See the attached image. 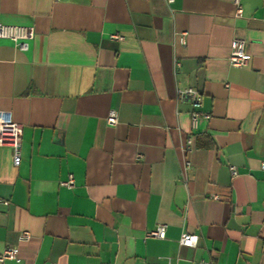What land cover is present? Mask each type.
Masks as SVG:
<instances>
[{"label":"crops","instance_id":"0c3cea01","mask_svg":"<svg viewBox=\"0 0 264 264\" xmlns=\"http://www.w3.org/2000/svg\"><path fill=\"white\" fill-rule=\"evenodd\" d=\"M239 4L0 0V23L34 27L25 50L0 38V110L21 124L18 164L0 146V264H264V0Z\"/></svg>","mask_w":264,"mask_h":264},{"label":"built area","instance_id":"2783aa9c","mask_svg":"<svg viewBox=\"0 0 264 264\" xmlns=\"http://www.w3.org/2000/svg\"><path fill=\"white\" fill-rule=\"evenodd\" d=\"M166 3L170 4L174 0H165ZM236 6V13L239 14L241 11L239 0H234ZM34 36V27L25 26L18 24H3L0 23V38H8L12 40L20 50L27 48V40ZM112 38L121 39L118 34H112ZM249 59L248 54L245 50V40L240 38H234L230 44V53L228 56V62L234 67H243L247 64ZM182 98H187L191 104L190 111V123L191 129L195 130L198 127V121L201 117H208V114L202 113L200 110L201 100L197 90L193 88H186L180 91ZM106 122L110 125H114L117 122L115 112L110 111L106 116ZM20 136H21V124L11 119L5 118L3 112L0 110V146H8L13 150V163L18 164L19 162V147H20ZM192 136L191 134L186 138V152L192 150ZM190 166L189 160L184 161L183 169ZM261 168L264 169V161L261 162ZM232 175L236 174L234 166H230ZM60 185L66 187H72L74 185V178L72 174H69L65 180H61ZM147 235L155 236L158 238L165 237V226L158 224L154 229L147 232ZM30 237L29 232L22 231L18 235L19 240H25ZM198 236L193 233L183 232L178 242L180 245L194 247L197 243ZM17 259V249L14 246H5L2 252H0V263L5 260ZM166 264H171L169 261ZM197 264H209L207 262H198Z\"/></svg>","mask_w":264,"mask_h":264}]
</instances>
